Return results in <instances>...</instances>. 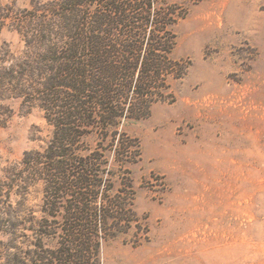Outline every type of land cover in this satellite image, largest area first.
<instances>
[{
  "label": "trees",
  "instance_id": "16d2710c",
  "mask_svg": "<svg viewBox=\"0 0 264 264\" xmlns=\"http://www.w3.org/2000/svg\"><path fill=\"white\" fill-rule=\"evenodd\" d=\"M179 18L162 0H33L0 17L24 43L19 55L0 46V126L11 114L5 102L20 100L52 128L44 148L2 169L4 264H103L104 245L132 230L129 165L141 146L121 127L175 102L170 79L189 69L172 57ZM40 183V218L21 203L1 209L13 191Z\"/></svg>",
  "mask_w": 264,
  "mask_h": 264
},
{
  "label": "rangeland",
  "instance_id": "374dc122",
  "mask_svg": "<svg viewBox=\"0 0 264 264\" xmlns=\"http://www.w3.org/2000/svg\"><path fill=\"white\" fill-rule=\"evenodd\" d=\"M32 1L0 0V17ZM162 1L182 16L172 57L189 69L170 79L174 103H156L147 119L121 127L141 146L129 165L138 221L104 245L103 264H264V0ZM0 29V46L21 54L9 22ZM5 104L0 177L52 136L39 109ZM19 203L40 218L42 183L24 196L13 191L1 209Z\"/></svg>",
  "mask_w": 264,
  "mask_h": 264
}]
</instances>
